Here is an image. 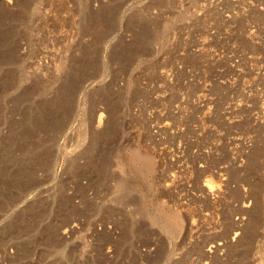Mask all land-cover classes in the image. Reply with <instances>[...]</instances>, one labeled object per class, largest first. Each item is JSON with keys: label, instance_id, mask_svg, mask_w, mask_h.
I'll list each match as a JSON object with an SVG mask.
<instances>
[{"label": "rangeland", "instance_id": "obj_1", "mask_svg": "<svg viewBox=\"0 0 264 264\" xmlns=\"http://www.w3.org/2000/svg\"><path fill=\"white\" fill-rule=\"evenodd\" d=\"M0 264H264V0H0Z\"/></svg>", "mask_w": 264, "mask_h": 264}, {"label": "bare ground", "instance_id": "obj_2", "mask_svg": "<svg viewBox=\"0 0 264 264\" xmlns=\"http://www.w3.org/2000/svg\"><path fill=\"white\" fill-rule=\"evenodd\" d=\"M162 28H163L162 30H164L166 28V25H164V27H162ZM101 118H102V114H99L98 122H97L98 124H100L99 122H100ZM127 163L132 168V170L130 171L132 173H130V175L131 174L132 175L133 174L134 175L140 174L142 176L144 175L145 178L148 179V177L153 172L154 165H153V162H152V159L150 158V156L148 157L147 154L141 153L138 150L132 149V150L129 151L128 158H127ZM120 172H122V171H120ZM145 178L143 177V179H145ZM116 186L122 188L123 190H126L124 182L120 181V182L117 183ZM208 189H209V191L212 190V186H208ZM144 190L145 189H143V193H144ZM143 197H144V195H143ZM144 200H145V198H144ZM155 203H156V206L154 207L156 209V213L155 214H157V216L158 215L160 216V218H159L160 219L159 220L160 221V228L164 232H166L168 235H170V236L174 235L175 232L180 228L181 219L178 216L179 214L175 213L174 211H170V210L166 211L162 204H159L157 201ZM152 206H153V204H152ZM152 214H154V213H152ZM154 217L155 216H153V218Z\"/></svg>", "mask_w": 264, "mask_h": 264}]
</instances>
